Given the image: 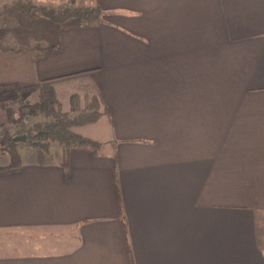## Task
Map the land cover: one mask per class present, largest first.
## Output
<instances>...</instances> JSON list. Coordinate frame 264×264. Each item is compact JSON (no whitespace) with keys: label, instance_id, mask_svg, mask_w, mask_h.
<instances>
[{"label":"crops","instance_id":"1","mask_svg":"<svg viewBox=\"0 0 264 264\" xmlns=\"http://www.w3.org/2000/svg\"><path fill=\"white\" fill-rule=\"evenodd\" d=\"M79 2L101 21L0 44V105L52 80L102 112L97 150L0 173V264H264V0Z\"/></svg>","mask_w":264,"mask_h":264},{"label":"trees","instance_id":"2","mask_svg":"<svg viewBox=\"0 0 264 264\" xmlns=\"http://www.w3.org/2000/svg\"><path fill=\"white\" fill-rule=\"evenodd\" d=\"M12 5L31 19L49 21L58 27L73 19L80 21L82 25H95L102 18L98 7L80 5L77 0H69L63 11L58 6L37 4L28 0H14ZM50 81L52 80L44 82L40 98L34 103L3 102L0 105L7 116L6 123L0 125V151L7 153L10 158L9 164L0 166V173L22 168L17 141L11 131L21 126L25 112L30 116L42 117L40 122L33 124L21 136L25 137L24 141L30 147L49 151L52 144L56 143L66 152L79 147L97 150L102 145L74 131L76 127L98 122L102 112L93 103L88 107L83 105L78 94L70 97L69 109L64 110L56 91L49 85Z\"/></svg>","mask_w":264,"mask_h":264},{"label":"rangeland","instance_id":"3","mask_svg":"<svg viewBox=\"0 0 264 264\" xmlns=\"http://www.w3.org/2000/svg\"><path fill=\"white\" fill-rule=\"evenodd\" d=\"M13 1L14 0H11V1L7 2L6 4L0 6V44H2V45H6L9 40H11V41L16 40V41L20 42L21 44H24V43L27 44V42H29L30 37L32 35H34V32L39 30L34 26L35 23L33 24L32 21H42V20H38V19L29 18L24 12L20 11L16 6L12 5ZM28 1L33 2V3H37V4L58 6L60 8V11H63L67 7V4L69 2V0H65L66 1L65 4L60 5L61 3H63L62 0H28ZM77 2L80 5H82L79 2V0H77ZM49 3H51V4H49ZM41 88H42V86H40V93L38 91H36L37 92L36 94L32 92L30 94H27V96H26V94L23 95V93H22L21 96H19L18 99H16L15 102H13V103H19L20 102L22 104H28V103H34V102L38 101L40 98V95H41ZM60 88L62 89V91H64V93H67V94L69 91H71V93H74V92L78 91L76 89H80V88H78V86L70 85V84L60 86ZM82 95H83V93H82ZM62 97L65 99V97H66L65 94H63ZM64 99L63 100L60 99L61 104H62L64 110H68L69 107H66V109H65ZM92 103H93V105L95 104L94 102H92ZM82 104H83V101H82ZM41 119H42L41 116H30L28 112H25L24 117L22 119L21 126L19 128L12 129L11 133L17 141L16 144H17V149L19 152L24 153L25 150H28V151L31 150L30 146H28L24 140H21V136L24 134V132L28 128L33 126V124H35L36 122H40ZM93 124H89L87 126H90ZM79 127H82V126H79ZM1 132L2 131L0 130V134H1ZM0 137H2V136H0ZM54 145L60 146L59 144L54 143V144H52L51 148ZM31 148H33V147H31ZM8 160H10L9 155L7 153L0 151V165L8 163ZM257 234H258L259 242L264 247V235H263L262 231L261 230L258 231ZM18 238L21 239V237L19 235H17L16 233H14L13 235H9V236L6 235L4 238L0 239V245L5 246L6 248H9L11 250H17L16 246L18 243H21V240H22V239L20 240Z\"/></svg>","mask_w":264,"mask_h":264},{"label":"water","instance_id":"4","mask_svg":"<svg viewBox=\"0 0 264 264\" xmlns=\"http://www.w3.org/2000/svg\"><path fill=\"white\" fill-rule=\"evenodd\" d=\"M21 140H25V137L21 138Z\"/></svg>","mask_w":264,"mask_h":264}]
</instances>
